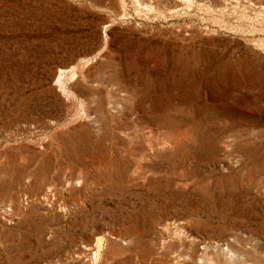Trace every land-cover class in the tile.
I'll return each instance as SVG.
<instances>
[{"label": "rangeland", "instance_id": "rangeland-1", "mask_svg": "<svg viewBox=\"0 0 264 264\" xmlns=\"http://www.w3.org/2000/svg\"><path fill=\"white\" fill-rule=\"evenodd\" d=\"M0 264H264V0H0Z\"/></svg>", "mask_w": 264, "mask_h": 264}, {"label": "bare ground", "instance_id": "bare-ground-1", "mask_svg": "<svg viewBox=\"0 0 264 264\" xmlns=\"http://www.w3.org/2000/svg\"><path fill=\"white\" fill-rule=\"evenodd\" d=\"M100 249H101V239L98 238L97 244L95 245V247H93L94 250L93 260H98Z\"/></svg>", "mask_w": 264, "mask_h": 264}]
</instances>
